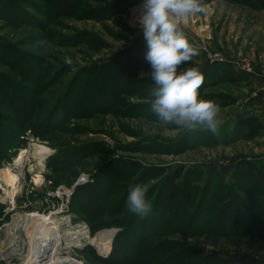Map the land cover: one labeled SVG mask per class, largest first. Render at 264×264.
<instances>
[{"label": "rangeland", "instance_id": "obj_1", "mask_svg": "<svg viewBox=\"0 0 264 264\" xmlns=\"http://www.w3.org/2000/svg\"><path fill=\"white\" fill-rule=\"evenodd\" d=\"M74 1L73 15L58 17L50 0H0V171L28 152L16 185L0 186V264L9 254L23 262L24 217L34 212L54 214L62 227L82 225L91 237L114 231L105 256L62 241L83 264L141 262L137 246L150 220L157 229L145 239L156 232V246L166 229L183 225L171 240L195 256L188 264H264V215L251 217L264 214V177L244 170L264 167V129L251 138L235 129L236 116L247 112L264 124V10L203 0L206 12L181 23L201 57L181 65L204 74L200 98L235 101L221 109L214 136L163 125L150 111L154 84L139 78L151 71L137 19L144 0ZM126 52L138 61L131 84L107 73L112 57ZM227 67L239 77L234 84L222 79ZM34 145L49 150L42 164ZM177 170L182 178L172 194L166 181ZM137 184L149 188L152 212L144 218L126 207ZM164 259L158 264L182 262Z\"/></svg>", "mask_w": 264, "mask_h": 264}, {"label": "clouds", "instance_id": "obj_2", "mask_svg": "<svg viewBox=\"0 0 264 264\" xmlns=\"http://www.w3.org/2000/svg\"><path fill=\"white\" fill-rule=\"evenodd\" d=\"M206 10L203 0H144L137 19L146 41L145 60L151 71H141L139 78L147 76L153 82L150 111L163 125L188 132L206 129L218 136L222 123L220 105L199 95L204 74L198 67H181L199 55L181 23ZM65 63L71 65V58L66 57ZM148 190L147 185L137 184L130 186L127 196V209L141 218L152 212V205L146 199Z\"/></svg>", "mask_w": 264, "mask_h": 264}, {"label": "trees", "instance_id": "obj_3", "mask_svg": "<svg viewBox=\"0 0 264 264\" xmlns=\"http://www.w3.org/2000/svg\"><path fill=\"white\" fill-rule=\"evenodd\" d=\"M229 1L239 5H245L248 7L257 8L259 10H264V0H229ZM50 2L55 8L56 11L55 14L58 17L72 16L74 11L76 10L75 8L76 3L74 0H50ZM193 59L199 60L201 59V57L195 56ZM137 66H138V61L132 53L130 52H126L124 54L118 53L112 57L110 64L107 66V73H109L116 79L131 84L137 79L138 76L136 71ZM187 66H191V65H185V67ZM238 78H239L238 75H236L229 67L225 68L224 71L222 72V79L231 84L236 83ZM213 101H215L220 105V109L227 108L235 104L234 100H231L230 98L227 97H217L213 99ZM51 115L53 114L51 113L48 116V118H50ZM235 129L243 132L245 136L251 138L264 129V124L260 121V119L256 115L247 112L236 116ZM221 170L223 171V173L227 174L229 168L227 169L222 168ZM244 170L248 172L249 175H255L257 179H262L264 177V167L256 168V166L252 164H247L244 166ZM181 178H182L181 170H177L173 172L172 175L168 177L166 182L168 184V187L172 190L173 192L172 194H176L177 192H179L178 186L181 181ZM169 200H173V197L171 195L169 196ZM160 211L162 212L163 209L161 208ZM260 215H264V214H255L254 216L251 217L253 221L256 222L260 217ZM160 217L161 215L157 216V219ZM235 219H236L235 221L240 224V218L235 216ZM155 223L150 220L147 224L143 226L141 225L142 231L139 240L140 243L137 246V250L142 251L143 260L141 262H137L136 264H158L161 261L160 260L161 257H165V259L162 261L164 262L168 258L171 259V256L173 259L181 258L182 259L181 264H186V263L188 264L186 260H193L195 258V256L189 255L188 251L183 252L184 248H182L183 246L181 245L180 247L178 246L179 242L177 240H171V238L175 233L181 232V229L184 228L183 225L182 226L179 225L177 226V228L170 227L171 230L169 232H167L166 229L165 232L163 233L165 242H163L162 245L156 246V244L152 241L155 238H157L156 232L149 238L145 239L146 235L150 234L152 231H154V229H157L156 227L157 224ZM241 225L242 224L238 226L241 227ZM255 228L257 229L256 225ZM172 229H174V232H172ZM169 253L170 255H168ZM192 253L198 255L197 252H192ZM201 259L202 258H199L197 259V261H200ZM231 264H236V262L233 261Z\"/></svg>", "mask_w": 264, "mask_h": 264}, {"label": "bare ground", "instance_id": "obj_4", "mask_svg": "<svg viewBox=\"0 0 264 264\" xmlns=\"http://www.w3.org/2000/svg\"><path fill=\"white\" fill-rule=\"evenodd\" d=\"M32 148V157L34 160H38L39 164H42V160L49 150L38 145H34ZM27 153V151L20 153L15 161L13 170H8V173L0 171V186L10 185V187H13L16 185L17 182L15 181L21 175L19 169H21V165L26 160L25 156ZM82 184L83 182L79 181L75 186L78 187ZM61 220L63 219L58 218L54 214L42 215L34 212L27 216L25 215L23 228L28 240V250L23 256L21 264H83V262L74 257L70 247H60L63 244L62 241H70L67 245L73 244L72 241L77 242V245L89 244L104 256L110 250L114 231H103L95 237H91L88 236L87 229L84 226L76 225V227L70 228L66 225L62 227ZM64 222L66 224L69 223L68 220H64ZM10 255L12 254L5 256V259L9 261L8 264H12L15 259L9 257Z\"/></svg>", "mask_w": 264, "mask_h": 264}, {"label": "built area", "instance_id": "obj_5", "mask_svg": "<svg viewBox=\"0 0 264 264\" xmlns=\"http://www.w3.org/2000/svg\"><path fill=\"white\" fill-rule=\"evenodd\" d=\"M83 183H86V181L84 180Z\"/></svg>", "mask_w": 264, "mask_h": 264}]
</instances>
